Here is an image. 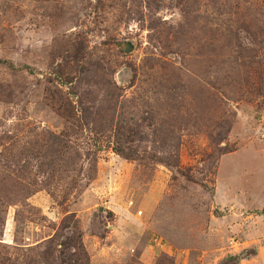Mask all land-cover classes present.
<instances>
[{"label": "rangeland", "instance_id": "374dc122", "mask_svg": "<svg viewBox=\"0 0 264 264\" xmlns=\"http://www.w3.org/2000/svg\"><path fill=\"white\" fill-rule=\"evenodd\" d=\"M0 264H264V0H0Z\"/></svg>", "mask_w": 264, "mask_h": 264}, {"label": "trees", "instance_id": "16d2710c", "mask_svg": "<svg viewBox=\"0 0 264 264\" xmlns=\"http://www.w3.org/2000/svg\"><path fill=\"white\" fill-rule=\"evenodd\" d=\"M98 147H99L98 149L102 148L101 146H98ZM115 151H116L118 154L124 155V154H123V151H119V149L116 148V147H115Z\"/></svg>", "mask_w": 264, "mask_h": 264}]
</instances>
